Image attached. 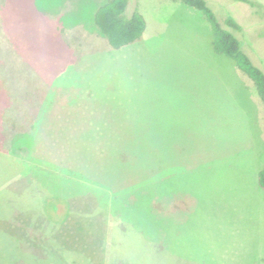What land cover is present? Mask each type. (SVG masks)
I'll use <instances>...</instances> for the list:
<instances>
[{"label": "rangeland", "instance_id": "374dc122", "mask_svg": "<svg viewBox=\"0 0 264 264\" xmlns=\"http://www.w3.org/2000/svg\"><path fill=\"white\" fill-rule=\"evenodd\" d=\"M106 1L0 0V144L25 136L26 150H9L40 153V130L44 137L45 128H51L57 141L43 138V165L74 175L81 194L91 191L102 207L103 202L111 206L104 263L169 264L175 255L164 234L177 229L182 217L173 197L172 220L155 217L159 187L164 194L166 188L198 193L206 165L224 167L237 158L246 163L259 130L263 137L264 104L251 81L254 95L249 90L248 101L255 125L234 107L233 97L247 76L213 53L210 24L198 10L180 0H129L126 13H141L145 31L114 49L93 24L96 9ZM250 1L255 7L205 0L221 24L232 17L241 26L234 32L241 50L264 72V0ZM40 104L43 126L37 133L31 131L32 118ZM156 122L161 130H180V138L171 146L153 141ZM135 137L141 140L127 139ZM155 145L161 153L169 147L170 155L155 162ZM238 151L244 152L232 158ZM163 163L172 170L160 172L153 182V165ZM46 174L50 181L51 172ZM255 203L249 201L247 222L258 225L264 210ZM196 225H203L200 218ZM158 239L163 244L155 257ZM6 249L1 243L0 264L21 255ZM197 252L189 254L187 264ZM51 258L37 257L31 264H87L75 255H64L61 262ZM251 260L264 264V254L257 248Z\"/></svg>", "mask_w": 264, "mask_h": 264}, {"label": "crops", "instance_id": "0c3cea01", "mask_svg": "<svg viewBox=\"0 0 264 264\" xmlns=\"http://www.w3.org/2000/svg\"><path fill=\"white\" fill-rule=\"evenodd\" d=\"M248 79L244 76L233 98L234 107L246 112L253 126L256 118L248 93L251 90L254 95V86ZM178 121L176 123L183 124L185 119ZM158 124L156 122L153 128V141L169 142L171 146L180 138L177 136L180 130L171 127L161 130L155 127ZM254 140L255 149H250L253 152L246 163L237 158L224 167L206 165L199 178L198 193L179 189L174 192L166 188L164 194V188L159 187L152 210L155 217L171 219L174 215L172 197L182 217L177 229L163 233L169 252L175 255L169 259V264H187L189 254L196 251L197 259L192 257L190 264H250L257 248L264 254V221L259 220L258 225L255 220L247 222L249 201H256L258 210L260 207L262 212L264 210V190L257 184V174L264 165L261 130ZM39 146L40 153L0 147V244L7 245L10 254H21L16 259L10 256L8 263L31 264L34 258L43 260L48 256L61 262L64 255L84 258L87 264L104 263L105 241L110 232V204L103 202L102 207L100 199L91 191L88 195L81 194L75 187L79 182L69 172L51 170L43 165V129ZM168 151L170 148L164 147L163 154L155 145L153 160L169 156ZM242 152L232 153L231 157H238ZM154 166L153 182L160 172L172 170L168 167L170 164ZM46 172H51L50 181H47ZM199 218L202 226L196 225ZM162 244L158 239V247L153 246L157 252L155 257L160 256Z\"/></svg>", "mask_w": 264, "mask_h": 264}, {"label": "trees", "instance_id": "16d2710c", "mask_svg": "<svg viewBox=\"0 0 264 264\" xmlns=\"http://www.w3.org/2000/svg\"><path fill=\"white\" fill-rule=\"evenodd\" d=\"M180 1L203 14L212 30L213 39L211 41V46L213 53L216 56H224L230 59L233 64L253 82L257 94L264 104V72L255 66L249 56L241 50V42L234 34V32L241 31V26L232 17H226L223 24H221L211 8L206 4L205 0ZM235 1L248 4L250 7H255L250 0ZM128 3L129 0H107L96 9L93 15V24L106 38L109 46L114 49H119L135 42L145 31L146 21L141 13L136 10L132 11L130 14L126 13ZM38 107L36 116L32 118V121H34L33 123H36V125L34 128H31L32 132L35 131L37 133L43 126V121L39 118V115L43 113L41 104L38 105ZM46 129L47 134L43 138L51 142L57 141V137L52 134V129L49 127H46L45 130ZM41 132L42 130H40V133ZM10 141H12V143L9 144V146L0 144V147L3 149L15 148L26 150L25 144L22 145L21 143L28 142L29 139L25 136H16L12 137ZM43 141L45 140L43 139ZM257 184L264 190V165L257 174Z\"/></svg>", "mask_w": 264, "mask_h": 264}]
</instances>
